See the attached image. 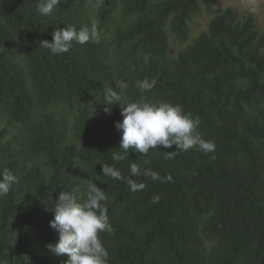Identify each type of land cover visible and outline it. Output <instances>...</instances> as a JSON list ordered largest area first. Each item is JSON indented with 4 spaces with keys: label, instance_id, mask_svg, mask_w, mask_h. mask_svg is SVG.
I'll return each mask as SVG.
<instances>
[{
    "label": "trees",
    "instance_id": "16d2710c",
    "mask_svg": "<svg viewBox=\"0 0 264 264\" xmlns=\"http://www.w3.org/2000/svg\"><path fill=\"white\" fill-rule=\"evenodd\" d=\"M219 2L60 0L45 16L39 0H0V174L17 177L0 198V264H66L48 248L59 240L52 208L61 191L82 202L90 185L107 197L108 264H264V30ZM93 23L98 42L59 55L42 46ZM145 79L155 84L142 93ZM142 97L198 117L215 152L120 149L116 124ZM132 163L143 190L103 175L108 165L131 176Z\"/></svg>",
    "mask_w": 264,
    "mask_h": 264
},
{
    "label": "clouds",
    "instance_id": "9594fccd",
    "mask_svg": "<svg viewBox=\"0 0 264 264\" xmlns=\"http://www.w3.org/2000/svg\"><path fill=\"white\" fill-rule=\"evenodd\" d=\"M60 3V0H39L38 11L41 15H51ZM102 0H96V7H99ZM99 34L95 23L91 28L76 30L75 27H63L56 29L53 33V41H41L42 46L49 49L52 54L59 55L67 53L73 42L80 45L90 40L98 42ZM155 82L147 79L137 82L138 89L143 93L150 91ZM127 87L121 81L116 88L121 92ZM109 99L118 100L116 91L108 93ZM105 108L106 112L111 111V105ZM123 120L117 122L116 127L122 131L120 149L124 152L134 150L135 152L147 154L157 147L164 149L177 146V150L188 151L198 148L205 153L215 152L214 142L205 140L197 131L200 120L186 115L180 105H172L168 102L150 103L142 97L138 102L127 103L122 110ZM120 154H115L113 159L121 160ZM166 159L171 156H166ZM103 175L113 180H124L131 191L136 192L145 188L144 183H137L131 177L140 174L139 166L136 163L130 165L131 176L125 177L122 173L108 165L102 166ZM144 175L150 176L153 181L161 180L159 174L151 169L145 171ZM172 180L169 175L166 178ZM17 182V177L11 171L5 169L0 174V198L8 195L11 186ZM163 182V180H161ZM107 200L104 190L95 185H90L87 190L86 199L82 202L70 192L61 191L55 199L54 219L50 221V227L59 233V240L54 245H48L50 251L56 255L67 254L69 259L66 264H108L109 252L104 247L99 234L113 233V227L109 223L107 207L104 201ZM159 197L154 198L158 202Z\"/></svg>",
    "mask_w": 264,
    "mask_h": 264
},
{
    "label": "rangeland",
    "instance_id": "374dc122",
    "mask_svg": "<svg viewBox=\"0 0 264 264\" xmlns=\"http://www.w3.org/2000/svg\"><path fill=\"white\" fill-rule=\"evenodd\" d=\"M234 8L241 16H253L260 29L264 30V0H220L217 11L222 12L226 8ZM210 17L203 14L196 18L195 23L192 25V37L196 36L201 30L205 29ZM176 49H173V53Z\"/></svg>",
    "mask_w": 264,
    "mask_h": 264
}]
</instances>
